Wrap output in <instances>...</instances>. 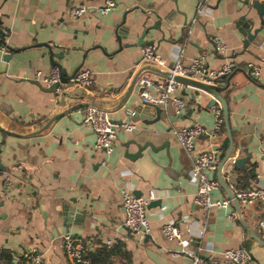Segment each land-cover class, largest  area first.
Returning a JSON list of instances; mask_svg holds the SVG:
<instances>
[{"label": "crops", "instance_id": "0c3cea01", "mask_svg": "<svg viewBox=\"0 0 264 264\" xmlns=\"http://www.w3.org/2000/svg\"><path fill=\"white\" fill-rule=\"evenodd\" d=\"M107 1L114 6L101 13ZM198 1L0 0V30L8 32L6 50L0 49V105L7 109L0 107V127L14 133L0 131V155L6 166L0 173V249L11 251L15 264H22L30 248L41 254L43 264H69L62 246L66 235L81 239L86 250L98 243L121 242L130 261L115 259L112 264H192L186 251L199 247L204 258L213 257L219 264H234L220 253L239 247L251 254L245 264H264V246L242 224L264 243L259 225L264 222V200L239 206L240 213L233 204L215 208L201 235L205 216L193 200L190 163L170 131L194 124L211 129L212 97L182 85L178 94L185 102V113L170 109L168 115L157 116L153 109L142 108L145 119H141L137 111L143 107L138 80L164 83L165 77L146 69L170 72L180 48L185 64L198 56L214 70L233 63V71L214 83L221 88L229 84L219 94L228 106L233 151L221 175L231 192L236 179L244 186L264 185V32L258 35L261 41L248 42L240 20L247 0H207V9L197 16L188 36L187 25L196 16ZM77 5H85L88 11L75 18L69 9ZM147 28L144 44H139ZM214 37L225 44L226 56L215 52ZM42 43H49L56 65L51 64L48 49L37 46ZM148 44L155 46L163 65L142 60V49ZM249 64L259 67L258 78L250 75ZM53 67L68 78L88 70L92 84L84 90L66 83L60 85L61 92H44L35 84L44 86L35 80L36 74L47 75ZM82 102L104 108L114 120L132 122L137 129L119 132L113 151L106 155L95 148L94 134L82 125L86 107L70 110ZM58 114L63 115L46 130L27 135ZM144 143L152 148L147 147L140 158L126 157L125 152L134 154L136 144ZM196 149L215 151L220 165L228 149L225 128L219 135L198 138ZM241 158L248 159L246 169L232 170L233 161ZM209 176L218 179V171ZM5 178L12 182L10 186L4 185ZM124 188L138 197L154 195L147 207L145 236L124 225L120 199ZM212 197L228 198L221 186ZM67 210L73 213L68 223ZM232 211L235 220L228 217ZM168 222L176 224L188 243L185 248L163 235L162 227Z\"/></svg>", "mask_w": 264, "mask_h": 264}, {"label": "built area", "instance_id": "2783aa9c", "mask_svg": "<svg viewBox=\"0 0 264 264\" xmlns=\"http://www.w3.org/2000/svg\"><path fill=\"white\" fill-rule=\"evenodd\" d=\"M207 0H199L196 10V16L187 25L188 36L192 33L197 16L203 14L207 9ZM114 6L112 1H107L100 9L101 13H105ZM85 5L72 6L69 14L72 17H80L87 13ZM8 32L0 30V49L5 52V38ZM189 37H187L188 39ZM186 39V40H187ZM212 45L217 54L226 56V46L218 38H212ZM142 60L152 64L163 65V61L156 54L155 46L145 45L142 49ZM248 71L252 78L260 76L259 67L256 64H249ZM234 69L231 62L224 63L220 69H211L203 56L193 58L189 63L183 62V50L180 48L175 57L174 63L170 70L171 75L196 80L202 83L214 84L220 78L228 75ZM61 77V69L53 67L47 75L37 72L35 80L42 83L45 87L59 83ZM69 85L87 90L91 84V74L88 70H80L69 80ZM182 84L174 81L172 78L166 79L164 83L152 81L147 78L138 80V97L142 105H149L154 108H160L164 114L168 115L170 109L177 112L184 109L185 102L178 94ZM56 93L61 92L60 86L56 89ZM214 125L211 129H206L199 124L186 127H173L171 134L175 139L178 147L187 157L190 163V180L195 186L194 203L203 211L205 216L204 227L201 235H204L207 223L215 208H225L232 205L231 198L213 199L212 193L220 189V183L215 177L209 174L215 173L219 168V158L215 151L211 149H196L197 139L203 136L219 135L223 127V116L221 105L219 103L213 108ZM82 125L89 128L95 136V148L110 155L113 151L114 141L119 132H132L137 129L136 124L132 122H122L111 118L110 113L99 107H86ZM4 185L10 186L12 182L9 178L4 179ZM232 194L239 206H245L251 202L264 200V185L250 187L246 189L233 188ZM121 206L124 213V225L133 233L145 236L149 232L148 211L149 203L154 200V195L149 192L146 196H134L129 188L120 191ZM231 220H235L237 215L232 211L229 216ZM264 229V222L259 224ZM163 235L174 240L181 248L187 246V241L181 238L180 232L174 222H168L162 227ZM111 241L106 242L110 246ZM62 246L69 264H89L86 256V245L76 237L66 235L63 237ZM202 248L199 247L195 251H186L187 256L192 259V264H219L213 258H204L201 255ZM221 258L228 260L234 264H245L251 261V254L245 248L226 249L220 253ZM22 264H43L41 254L34 248L28 249L22 257Z\"/></svg>", "mask_w": 264, "mask_h": 264}, {"label": "water", "instance_id": "95a60500", "mask_svg": "<svg viewBox=\"0 0 264 264\" xmlns=\"http://www.w3.org/2000/svg\"><path fill=\"white\" fill-rule=\"evenodd\" d=\"M171 1L176 2V0H171ZM125 17H126V14L123 17V20L125 19ZM240 20L245 24L244 33L246 35L248 42H252L253 40L261 41V38H259L258 35H260V34H262V32H264V0H247L245 3V13L240 18ZM154 29H156V28L154 27ZM148 30L149 29L147 28L142 33V37L139 41V44H144L143 38L147 34ZM117 39L119 40L118 37H117ZM37 46L47 48L48 49V57H49L51 64L56 65V63L54 62L53 59H54V57H57V56L53 55V52L50 49L49 43H42V44H39ZM120 48H121V46L119 47V49ZM10 51H12V50H10ZM146 70H149L151 72H155V73L159 74L160 76L165 77L166 79L172 78L174 81H176V82H178L184 86L192 87L196 90L203 91L204 93L210 95L212 98L208 104L209 108L216 106L217 103H219L221 105L222 116H223V125H224L225 131L227 134V138H228V149H227V152H226L224 158L222 159V161L219 165V168H218V181L220 183L221 188L226 192L227 197L232 199V204L234 205L236 212L240 213L239 205H238L237 201L234 199L232 192L228 188L226 182L224 181V178L221 175V169H222L223 165L227 162V160L230 158L232 151H233V140H232V134H231L230 124H229L228 106H227V103L224 100V98L219 94L220 92L225 91L229 87V84L227 83L225 88H221L219 86H216L215 84L202 83V82H199L196 80H191V79L180 77V76H174L173 77L170 72H162L159 69L153 68L152 66H149ZM241 72L243 73V71H241ZM75 74H73L72 77L68 78L66 76L65 72L63 71L61 73L59 83L52 84L48 87L42 86L41 84H38L37 82H35V84L42 91L55 94L56 89L60 85H64V84L68 83L69 80L75 76ZM244 74H246V73L244 72ZM75 93L80 94V96H85V93L82 90L81 91L77 90V91H75ZM193 96H191V98ZM61 101L63 103L64 99H62ZM142 106L143 107H139L137 109V111L139 110V115H140L141 119H145L144 118L145 116L143 115V111H142L143 109L142 108H146V109L151 108L156 112L157 116L161 115L162 111L160 108H154V107L149 106V105H142ZM0 107L3 108L5 111H7V109L4 105H0ZM79 107H97V106L90 104L89 102H82L79 104H74L73 106H71L70 110L75 109V108H79ZM185 111H187V109L184 108L181 110V113H185ZM63 114H58V115L54 116L41 129H39L35 132H32V133H29L27 135L28 136H34V135L40 134L42 131L46 130L56 119H58ZM15 121H17V120H15ZM0 131L6 133L8 135H14V133L6 132L1 127H0ZM136 145H137V150L134 154H129L128 152H125L126 153L125 155L127 158H129V159L140 158L142 156L143 151L147 147L152 148V144H150V143L149 144L144 143L142 145L136 144ZM151 150H153V149H151ZM247 157L249 158L250 155H247ZM262 159H264V157ZM247 160H248L247 158L235 159L232 163V165H233L232 167L234 168V170L246 169L244 167V163H246ZM250 165H251V163H250ZM5 171H6V166L4 164H2V157L0 155V173H4ZM135 196L138 197V195H135ZM62 213H60V214L62 215ZM64 214L67 216L65 221H66V223H68L69 219L73 213L71 210H67ZM242 224L247 229V231L249 232L251 238L253 240H255L257 243L264 246V243L254 234L252 229L247 227L244 224V222H242ZM64 226H66V225H64Z\"/></svg>", "mask_w": 264, "mask_h": 264}, {"label": "trees", "instance_id": "16d2710c", "mask_svg": "<svg viewBox=\"0 0 264 264\" xmlns=\"http://www.w3.org/2000/svg\"><path fill=\"white\" fill-rule=\"evenodd\" d=\"M222 132H224V126L222 127ZM234 141L237 143L236 140ZM241 184L238 182V179H236L234 188L236 189L250 188V186H244L243 184L242 185ZM85 257L88 259L89 264H112V262H114L115 259L116 260L118 259L123 263H127L130 261V255L125 250L124 244H122L121 242L113 243L110 246L106 244L98 243L96 247L86 250ZM0 264H15L13 254L11 251L3 248L0 249Z\"/></svg>", "mask_w": 264, "mask_h": 264}]
</instances>
